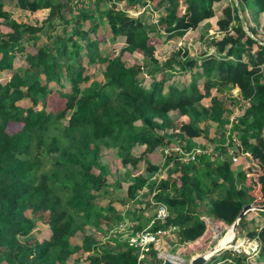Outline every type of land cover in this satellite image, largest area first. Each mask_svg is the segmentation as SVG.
<instances>
[{
	"label": "trees",
	"instance_id": "16d2710c",
	"mask_svg": "<svg viewBox=\"0 0 264 264\" xmlns=\"http://www.w3.org/2000/svg\"><path fill=\"white\" fill-rule=\"evenodd\" d=\"M9 1L0 0V264H162L155 244L139 261L129 234H111L129 220L141 229L157 212L151 197L168 207L152 229L175 227L173 252L205 234L204 214L231 227L257 200L264 0H238L257 39L234 0ZM211 21L223 36L206 40L211 53L191 54L189 35L204 40L208 29H199ZM238 100L243 113L232 123ZM228 134L247 163L227 155ZM174 146L216 154L187 163L166 157ZM259 220L264 211L251 210L236 230L260 238L255 259L226 249L213 264H264ZM45 226L50 235L39 239Z\"/></svg>",
	"mask_w": 264,
	"mask_h": 264
},
{
	"label": "rangeland",
	"instance_id": "374dc122",
	"mask_svg": "<svg viewBox=\"0 0 264 264\" xmlns=\"http://www.w3.org/2000/svg\"><path fill=\"white\" fill-rule=\"evenodd\" d=\"M78 3L80 5H83L85 7H88L90 5H93L97 0H77ZM8 3H10L9 0H7ZM153 19H158V12L155 9V7L152 5L151 7H149ZM251 10H253V8H250ZM16 12H19V8H16ZM251 22L253 25L257 24V19L255 20L253 17V14L251 13L250 15L248 14ZM264 16V15H263ZM264 18V17H263ZM264 23V22H263ZM262 23V24H263ZM260 25L259 26V34L260 36H262L264 38V25ZM205 29H208V34L207 36L204 38V40L199 41V35L197 34H192L189 35V38H196L193 41H190L187 44V48H189L191 54H194L196 56H201V53L204 51H209L211 53V49H209L206 45V40H208L210 37L215 36L217 39H221V37L223 36L221 32H219L218 30V26L217 23L214 21L208 22L207 24H205V27H200V31L201 32H205ZM196 35V36H195ZM184 39H182L181 42H179V46H183L184 45ZM160 53V52H159ZM3 78H8L7 75H3ZM157 78L162 79L163 75L159 74L157 76ZM202 82V81H201ZM239 88H233L232 93L233 95H239L240 93ZM214 92L212 91L211 94L208 95L207 99L205 100L210 102L211 97H213ZM57 104H59V100H57L56 102L54 101L52 106L54 108H56ZM241 101L238 100L237 102V106H235V108L233 109L234 113L233 116H241V114L243 113V110L240 111V107H241ZM239 118V117H238ZM187 119L185 117V115H182L181 118H179L177 120V125L179 126L182 122H185ZM264 150V148H263ZM116 157L113 155V153H111V157H108V160H110L113 164L114 167H119L118 169H120V171H124V167H122V164L119 160L115 159ZM255 162L257 164H259L261 166V170L259 172H255L251 174L252 177V184H253V191L252 193L256 196L257 200L253 203L254 205H262L264 204V151L263 153L257 157L254 158ZM247 163V160L244 156H241L239 161L236 164H240V163ZM120 174H118L119 177ZM115 179V176H111V180L113 181ZM124 194H120L119 191H116L115 193H113L116 196H122L125 195V192H123ZM152 202L154 201L151 197ZM129 208L131 210H133L134 206H132L131 204L129 205ZM153 215L148 218L146 217V215L144 216V220L142 222L143 227L145 228L147 225L150 224L151 220H152ZM204 220L207 222V229L204 231L205 234L197 241L190 243L187 247H182L180 248L177 252H173L172 250V246L175 244V238L176 236L169 233L168 235L166 234V236L164 235V237H162L156 244H155V250L158 253V257L161 260L165 259V255L169 254L171 256H173V260L178 263V264H192V259L198 255H203L208 254V253H213L214 257H217L219 255L220 252H223L224 250H236L238 252L240 251H244L247 254L251 255L252 259H255L256 254L259 252V246L261 244V240L260 238H249L247 236H243L242 238H237V231L235 232L234 235V239L233 241H231L230 243L226 244V246L222 247L220 249V251L216 252V251H212L210 249H212L213 247H215L219 240L221 238L224 237L226 231L229 229L228 226H224L221 223L215 221L212 217L208 216L207 214L203 215ZM261 225H258L260 228V235L264 234V227H262V225L264 224V220H259L258 221ZM125 223V228H120L119 225L116 227L121 231L120 233L126 234V235H130L132 229L136 230V231H141V229L138 228V226H141L138 220H129ZM133 226V227H132ZM255 225L254 224H250L249 228H253ZM264 226V225H263ZM115 228V229H116ZM114 229V230H115ZM113 232V231H112ZM111 232V234H112ZM35 234L39 239H44V238H48L50 235V230L48 227H39V230H35ZM216 252V253H215ZM182 253L186 254L183 255ZM211 257L208 259V261L205 264H213L214 263V257Z\"/></svg>",
	"mask_w": 264,
	"mask_h": 264
},
{
	"label": "built area",
	"instance_id": "2783aa9c",
	"mask_svg": "<svg viewBox=\"0 0 264 264\" xmlns=\"http://www.w3.org/2000/svg\"><path fill=\"white\" fill-rule=\"evenodd\" d=\"M238 117H232V123L237 121ZM223 146L227 155L232 158L234 163H237L240 159V155L237 153V149L239 146L238 140L228 134L227 140L225 141ZM170 153H177L180 156V159L187 163L196 160L197 157L200 155L205 154L211 156L213 154H216L213 147L202 148L198 146L192 148L191 150H186L182 146H174L166 150V157L170 155ZM153 203L156 204L158 207L157 212L152 217L150 224L143 228L141 231H136L132 229L128 237L129 243L132 246L140 249L139 261H141V259H144L146 254L150 251V245L156 244L164 235L169 234L170 232H172V230L175 229V227H171L169 229H152L156 221L165 220L169 216L168 207L165 203L157 201H153ZM125 226V223H121L119 225V227L122 229L125 228ZM119 227L113 230V235H118L121 231H123L120 230Z\"/></svg>",
	"mask_w": 264,
	"mask_h": 264
},
{
	"label": "water",
	"instance_id": "95a60500",
	"mask_svg": "<svg viewBox=\"0 0 264 264\" xmlns=\"http://www.w3.org/2000/svg\"><path fill=\"white\" fill-rule=\"evenodd\" d=\"M235 1V4H236V6H237V8H238V11H239V15H240V17H241V21H242V25H243V28L253 37V38H255V39H257V37L250 31V29H249V26H248V24H247V22H246V19H245V17H244V15H243V12H242V10H241V7H240V4H239V1L238 0H234ZM261 43H263L262 41H260ZM251 210H263L264 211V204H262V205H254L253 203H249V204H247L243 209H242V211L240 212V214H239V216H238V218L236 219V221L234 222V224H232V229H233V231H234V234H235V232H236V230H237V226H238V224H239V221H240V219L247 213V212H249V211H251ZM234 239V238H233ZM233 241V240H232ZM222 248V247H221ZM221 248H219L216 252H218V251H220V249ZM212 249H214L215 250V248L213 247ZM215 252V253H216ZM208 261V259H205L204 258V256L203 255H198V256H196V257H194L193 259H192V264H205L206 262ZM162 264H177L174 260H172V259H169V258H165L164 260H163V263Z\"/></svg>",
	"mask_w": 264,
	"mask_h": 264
},
{
	"label": "bare ground",
	"instance_id": "6f19581e",
	"mask_svg": "<svg viewBox=\"0 0 264 264\" xmlns=\"http://www.w3.org/2000/svg\"><path fill=\"white\" fill-rule=\"evenodd\" d=\"M234 231H233V229H228L227 230V232H226V237L228 238V241L229 242H231L232 240H233V238H234ZM203 256H204V258L205 259H209V258H211L212 256H213V253H208V254H203ZM165 258H169V259H172L173 258V256H171V255H169V254H167V255H165ZM173 260V259H172ZM178 264V263H177Z\"/></svg>",
	"mask_w": 264,
	"mask_h": 264
},
{
	"label": "crops",
	"instance_id": "0c3cea01",
	"mask_svg": "<svg viewBox=\"0 0 264 264\" xmlns=\"http://www.w3.org/2000/svg\"><path fill=\"white\" fill-rule=\"evenodd\" d=\"M229 229H232V227H230ZM226 232H227V231H226ZM228 238H229V237H228ZM228 238L226 237V233H225L224 237L221 238V239L219 240L218 244L214 247L215 250H214V249H210V250H212V251H217L219 248L226 246V244L230 243V242L228 241ZM204 255H205V253H204Z\"/></svg>",
	"mask_w": 264,
	"mask_h": 264
}]
</instances>
